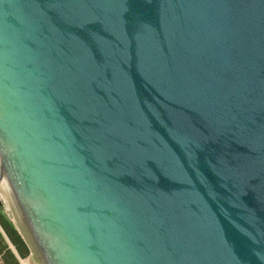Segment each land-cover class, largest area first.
<instances>
[{
	"label": "water",
	"instance_id": "1",
	"mask_svg": "<svg viewBox=\"0 0 264 264\" xmlns=\"http://www.w3.org/2000/svg\"><path fill=\"white\" fill-rule=\"evenodd\" d=\"M0 185L45 264H264V0H0Z\"/></svg>",
	"mask_w": 264,
	"mask_h": 264
},
{
	"label": "rangeland",
	"instance_id": "2",
	"mask_svg": "<svg viewBox=\"0 0 264 264\" xmlns=\"http://www.w3.org/2000/svg\"><path fill=\"white\" fill-rule=\"evenodd\" d=\"M0 204L2 206V211L4 212V214L13 222L18 232L22 235V237L27 242L30 248V253L28 254V256L22 258L23 259L22 264H45L44 260L42 259L36 246L31 240V237L29 236L27 230L25 229L23 223L21 222L19 216L17 215L15 209L13 208L10 200L8 199L1 185H0Z\"/></svg>",
	"mask_w": 264,
	"mask_h": 264
},
{
	"label": "trees",
	"instance_id": "3",
	"mask_svg": "<svg viewBox=\"0 0 264 264\" xmlns=\"http://www.w3.org/2000/svg\"><path fill=\"white\" fill-rule=\"evenodd\" d=\"M0 225L3 227L8 237L11 239V241L15 244L19 253L23 257L28 256V254L30 253V248L27 242H25L24 238L18 232L13 222L4 214V212L2 211L1 204H0ZM5 242H6L5 238L0 230V248L5 251V254L8 253V255L13 258L15 264H18L17 258L15 257V255L13 254V252Z\"/></svg>",
	"mask_w": 264,
	"mask_h": 264
},
{
	"label": "crops",
	"instance_id": "4",
	"mask_svg": "<svg viewBox=\"0 0 264 264\" xmlns=\"http://www.w3.org/2000/svg\"><path fill=\"white\" fill-rule=\"evenodd\" d=\"M0 230L5 238V241H6L5 243H7L8 247L11 249L15 257L17 258V263L22 264L23 262L21 261V259L24 257L19 253L17 247L8 237L7 233L5 232V230L3 229L1 225H0ZM0 264H15L13 258L10 257L8 253L5 254V251L1 248H0Z\"/></svg>",
	"mask_w": 264,
	"mask_h": 264
}]
</instances>
